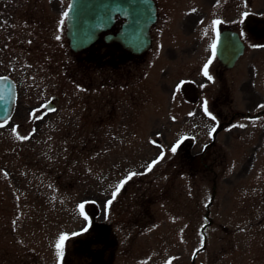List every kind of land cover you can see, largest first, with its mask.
<instances>
[{"label":"rangeland","instance_id":"obj_1","mask_svg":"<svg viewBox=\"0 0 264 264\" xmlns=\"http://www.w3.org/2000/svg\"><path fill=\"white\" fill-rule=\"evenodd\" d=\"M157 7L141 56L0 67L17 85L0 121V264H264V0ZM223 27L245 42L231 68L213 56Z\"/></svg>","mask_w":264,"mask_h":264},{"label":"flooded vegetation","instance_id":"obj_2","mask_svg":"<svg viewBox=\"0 0 264 264\" xmlns=\"http://www.w3.org/2000/svg\"><path fill=\"white\" fill-rule=\"evenodd\" d=\"M153 3L158 18L157 0H153ZM68 6L69 0H0V67H81L74 63H19V57L49 53L73 57L141 56L150 49L156 33L157 18L148 27L151 40L149 47L142 53H136L126 47L118 35L134 33L137 27L126 15L119 13L114 14L108 26L97 31L94 40L86 47L77 50L72 48L67 36V16L64 15ZM63 41L66 44L64 47Z\"/></svg>","mask_w":264,"mask_h":264},{"label":"water","instance_id":"obj_3","mask_svg":"<svg viewBox=\"0 0 264 264\" xmlns=\"http://www.w3.org/2000/svg\"><path fill=\"white\" fill-rule=\"evenodd\" d=\"M67 13V36L70 46L76 50L87 46L95 38L97 30L112 22L115 13L126 15L130 22L135 23L137 30L118 37L136 53L148 47V27L156 16L153 0H70ZM218 34L215 54L224 67H231L242 54L244 43L235 30L223 28ZM15 96L13 80L0 74V120L10 116ZM53 105L48 101L45 107Z\"/></svg>","mask_w":264,"mask_h":264},{"label":"snow or ice","instance_id":"obj_4","mask_svg":"<svg viewBox=\"0 0 264 264\" xmlns=\"http://www.w3.org/2000/svg\"><path fill=\"white\" fill-rule=\"evenodd\" d=\"M64 15L67 16L68 13L66 12V13H64ZM244 15L247 16L248 14H247V13H244ZM61 23H63V21H61ZM219 23H220L219 20L213 22L214 25H217V24H219ZM218 35H219V34H217V38H218ZM57 39H59V37H57ZM212 49H213V56H214V55H215V49H216V45H215V43L212 45ZM209 63H211V61H209ZM204 75H205V76L208 75V64H206V65L204 66ZM209 79H211V77H209ZM262 107H264V106H262ZM51 110L54 111L55 109H51ZM205 112H207V107H206V106H205ZM25 139H26V137H25ZM172 151H175V148H173ZM153 163H156V162L154 161ZM149 170H151V165H149ZM132 175H135V173H132ZM128 179H131V176H129ZM123 183H124V182H121L120 185H117V187H116V191H114V192L112 193L113 199H115V196H116L117 192H119L120 188L123 187ZM108 203L111 204V201H109ZM79 209H80V213H81V215H83V214H84V205L81 204V205L79 206ZM85 219H87L86 216H85ZM85 230H86V229H85ZM66 239H67V236L62 235V236L60 237L59 242L57 243V248L60 250V252L58 253L59 255H62V254H63V253H62L63 243H64V241H65Z\"/></svg>","mask_w":264,"mask_h":264}]
</instances>
